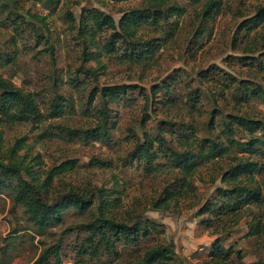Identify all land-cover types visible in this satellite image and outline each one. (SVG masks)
Listing matches in <instances>:
<instances>
[{
	"label": "rangeland",
	"instance_id": "1",
	"mask_svg": "<svg viewBox=\"0 0 264 264\" xmlns=\"http://www.w3.org/2000/svg\"><path fill=\"white\" fill-rule=\"evenodd\" d=\"M153 1L58 0L46 6L36 0H0V75L33 94L38 110L37 118L26 122L0 120V160L6 164L9 149L14 150L11 159L23 161L35 182L55 166L47 191L39 190L48 203L71 187L90 200L88 209L70 206L59 213L58 222L38 230L12 200L16 176L0 169V264H32L52 245H58L60 264H123L147 247L167 243L173 245L174 264H202L216 237L223 247L239 250L241 261L264 262V233L247 234L254 218L264 220V205L242 211L223 232L203 211L206 203L217 201V189L228 187L221 173L231 157L244 155L227 141L223 124L228 116L264 121V103L242 99L236 85L264 83V69L257 65L264 56V31L256 28L242 36L239 29L264 0H213L218 9L208 19L202 13L209 0H162V8L174 2L183 13L138 26L132 37L137 46L116 40L109 53L103 45L112 30H97L81 17L83 9L98 10L117 27L121 15ZM145 41L155 45L150 52L145 53ZM203 70L208 77L200 76ZM111 85L122 86L124 93L107 104L103 121L99 93L90 102L88 97L93 89ZM52 101L61 108L57 116ZM232 128L228 136L248 139L244 127ZM250 133L264 135V130ZM143 135L152 142L153 160L133 154ZM204 137L219 141L225 153L198 164L190 187L176 190L173 181L179 174L167 161L169 149L195 152ZM256 147L249 157L261 169L245 183L264 193V145ZM105 191L107 198L117 199L110 210L116 221L149 219L159 232L152 231L139 247L117 245L116 255L103 249L94 257L79 253L84 225ZM166 192L171 196L162 201ZM157 197L159 208L154 209Z\"/></svg>",
	"mask_w": 264,
	"mask_h": 264
},
{
	"label": "trees",
	"instance_id": "2",
	"mask_svg": "<svg viewBox=\"0 0 264 264\" xmlns=\"http://www.w3.org/2000/svg\"><path fill=\"white\" fill-rule=\"evenodd\" d=\"M36 1L49 6L54 5L58 0ZM161 2L162 0H154L153 3L147 4L145 8L132 9L124 13L118 19L117 27H115L114 21L110 16L98 10L83 9L81 17L84 21L89 20L97 30L103 27L112 30L109 33L107 42L103 45L104 50L109 53L115 50L116 40L137 46L139 42L132 40V37L138 26L146 23L156 24L163 19L166 20L173 16H180L183 13V9L174 2L166 5L165 8L159 5ZM217 9L218 5L213 0H209L204 5L202 16L208 19L211 17L210 12L217 11ZM66 14L71 18L69 12H66ZM171 24H175V21H172ZM84 26L86 27L85 23ZM256 28H262L264 31V6L262 5L257 7L250 17L243 19L239 25L242 36L248 35L252 30L255 32ZM144 43V46L147 48L145 53L150 52L155 47V45L147 41ZM132 54L130 53V56H134ZM257 62L259 69H264V56L262 60ZM200 73L201 77H208V71L203 70ZM234 82H236L234 79L230 80V83ZM249 84L250 82L248 81L236 82L237 89L243 91L242 99L255 98L264 103V83L262 85ZM97 92L101 101L100 117L104 121L107 116V104L124 93V89L118 85L101 87L98 91L93 89L89 93L88 102L94 99ZM51 108L53 110L52 114L55 116L61 113V108L57 105L56 101H52ZM37 116L38 110L33 94L25 92L22 88L0 75V120L4 122H26L37 118ZM235 124L244 127L249 132L248 139L236 141L228 136L232 134L234 130L232 127ZM223 125L227 132L226 138L228 143L236 147L237 151L244 155L231 157L230 162L221 173V180L229 184L228 187L217 189L214 196V199H217V201L214 204L206 203L203 208L204 212H209L212 219L218 225L220 224V227H218L219 232H223L228 226L235 224L236 219L242 211L251 206L264 205V193L260 187H253L245 183L246 181H251L253 174L258 173L261 169L259 162L251 159L249 156L257 152V145H264V135H253L250 131L252 129L264 130V121L250 120L245 116L230 115L228 116V121ZM193 138L196 140V137ZM160 139L158 137V141ZM151 150L152 142L145 135L140 143H136L133 154L135 153L137 157L153 160L155 154ZM225 151L226 148L219 141L210 140L207 137L199 141V148L195 152L189 148H185L182 151L169 149L167 161L175 169L176 173L179 174V177L173 181L174 186L176 185L177 187L175 189L178 190L183 186L189 188L190 177L197 165L210 159L222 157ZM12 154H14V150L9 149L6 156L9 160L6 164L0 160V169L11 176H16V189L12 200L23 207L27 220L38 230L49 227L52 222H58L59 213L70 206L76 208L78 211H84L89 208L90 200L72 187L52 203L46 202L41 197L39 190L42 189L43 192L47 191V185L56 167L54 166L49 169L40 182H35L36 179L32 176L30 169L23 164V161L15 162L12 160L10 156ZM64 163H60L61 165L59 166L62 167ZM70 166L68 165L67 167ZM19 169L30 178V181L20 176ZM108 195L109 193H106V191L104 194L99 195V199L95 205V213L84 225L86 235L81 238L79 243V253H87L94 257L100 249H103L109 255H116L117 245L139 247L141 241L148 238L152 231L159 232L160 229L149 219L131 222L116 221L111 216L110 210L112 206H116L117 199H109L106 197ZM170 196L171 193L166 192L162 201H166ZM159 200L160 198L157 197L152 201V208H159ZM226 220L229 222L225 223ZM263 233L264 220L262 221L260 218H254L247 225L248 235L256 236ZM58 251V245L46 247L38 254L32 264H60ZM174 259L175 254L171 243L154 244L145 248L134 261L123 264H174ZM202 264H264V262L254 261L245 263L241 261L239 250L232 247H223L219 244L216 237L211 243L208 259L203 261Z\"/></svg>",
	"mask_w": 264,
	"mask_h": 264
}]
</instances>
